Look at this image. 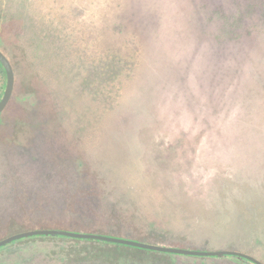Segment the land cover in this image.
I'll return each instance as SVG.
<instances>
[{"label": "rangeland", "instance_id": "374dc122", "mask_svg": "<svg viewBox=\"0 0 264 264\" xmlns=\"http://www.w3.org/2000/svg\"><path fill=\"white\" fill-rule=\"evenodd\" d=\"M2 2L0 49L11 62L15 84L0 114V237L36 227L163 233L189 245L241 249L264 262V194L262 202L244 194L264 186V8L258 2ZM6 16L20 18L25 40L41 42L43 76L72 108L61 123L69 133L80 123L84 128L75 143L83 156L77 161L82 167L84 160L89 163L97 179L92 183L107 197L103 201L117 202L123 213L51 211L45 226L29 214L16 217L13 205L24 198L19 192L26 184L20 179L39 186L38 169L64 154L50 117L49 102L58 93L32 78L14 36L18 22ZM49 21L68 29L70 48L63 49L58 32L49 33ZM243 32L253 35L251 45L216 53L220 39ZM102 58L120 66V77L107 89L99 74ZM4 85L0 65V97ZM75 242L90 241L22 239L2 249L0 264L7 252H18L19 264L22 256H28L27 264H51L71 249L65 244ZM112 257L130 259L124 253ZM99 259L105 264L108 255L100 252Z\"/></svg>", "mask_w": 264, "mask_h": 264}, {"label": "trees", "instance_id": "16d2710c", "mask_svg": "<svg viewBox=\"0 0 264 264\" xmlns=\"http://www.w3.org/2000/svg\"><path fill=\"white\" fill-rule=\"evenodd\" d=\"M241 2L247 0H240ZM258 2L262 8H264V0H255ZM3 4L2 0H0V5ZM1 8V6H0ZM0 12L5 13L4 10H0ZM10 23L14 20L18 22L15 24V38L18 40V44H20V48L25 52L28 58V65L32 70V78L35 80L37 84L44 87L45 89L51 86L52 92L51 94H57L55 100H50V109H51V127L56 130L60 137L58 139L60 144V149H62V153L64 154L62 159H58V161L54 162L51 160L47 161L42 169H38L39 175V186L33 184L32 181H26L20 179V182L26 183L24 189L19 192L21 193L20 200H18L16 205H13L14 212L19 220L24 218L25 214L32 215L34 221L37 226L43 225L45 223L49 224L48 219L50 218L51 211L52 212H60L61 214L70 216L78 212H90V213H123L122 208L116 202L109 203L106 198H103L104 192H101V189L92 182H97L96 173L91 171L89 163L84 160L83 167L77 161V159H83L81 156V150L78 149L75 145L76 140L79 138L81 131H83V126H77V129L74 133H69L67 129L62 125L61 120L67 116V114H71V105L69 101L66 99L62 104V91L60 89H56L53 86L51 79L48 76H43L42 68V58L41 55V42L36 41L34 39L25 40V35L23 33V24L19 19L9 16L5 17ZM49 33L54 34L57 33L59 36L60 44L63 49L67 50L69 47V37L68 32L65 28L60 29L58 25H55L54 21H49ZM245 31V30H244ZM251 32V31H248ZM23 33V37H22ZM245 33V34H243ZM236 33L234 36H229L225 39H220V43L217 46L216 53L222 55L228 51H241V49L247 48L248 45H251L253 35L251 33ZM70 48V47H69ZM242 52V51H241ZM99 72L102 77V82L105 84V89H107L108 83L110 81L115 82L118 80L120 75L118 74V68L120 66L117 61L110 60L105 61L100 59L98 60ZM102 66V67H101ZM64 82V81H63ZM100 112H103V106L98 105ZM80 122V119L77 118ZM56 134V133H55ZM63 144V147L61 146ZM15 173L16 170L14 171ZM76 176V177H75ZM76 179V183L73 180ZM48 182V185L45 184ZM31 183V184H30ZM55 183V184H54ZM37 184V182H35ZM255 190H249L244 192L245 196L250 198L249 201H259L262 202L263 199V191L264 186L256 185ZM78 192V193H77ZM243 193V192H242ZM92 196H95L94 198ZM93 198V199H92ZM97 198L99 200H97ZM96 199V200H95ZM264 209V206H263ZM50 214V215H49ZM60 214V215H61ZM260 219H256V221ZM256 222L255 225L261 227V225ZM37 228V227H36ZM264 230V225H263ZM72 240V239H68Z\"/></svg>", "mask_w": 264, "mask_h": 264}, {"label": "flooded vegetation", "instance_id": "af4514ba", "mask_svg": "<svg viewBox=\"0 0 264 264\" xmlns=\"http://www.w3.org/2000/svg\"><path fill=\"white\" fill-rule=\"evenodd\" d=\"M95 233H99V232H95ZM101 233H104V232H101ZM104 234H107V233H104ZM116 236H123L126 238H132V239H137L140 241H146V242H150L154 244H161V245H167V246H176V247L191 248V249H210V248H206V246L189 245L185 241L184 238L182 240L181 238H177L173 236L171 237V235H167L163 233L162 234L160 233L158 235L156 233L154 234V233L148 232L147 234H143L142 236H140V234L116 235ZM39 237L40 238H53L52 236H34L33 238H39ZM59 238L61 240L62 239H65V240L72 239L75 241H90V242L88 243L75 242V243L65 244L66 246L69 245L68 247L71 249L66 252L63 259H59L51 264H103L102 261L99 259L100 252L106 253L108 255V259L109 257L112 258L109 260L106 259L107 261L105 262V264H208V261L213 263L215 260L221 261L223 259L224 260L229 259L231 261H235L240 264H251L246 259H239L235 257L234 258H229V257L221 258V257L191 256V255H184V254L161 252V251H156V250H151V249H146V248H139V247H134V246L125 245V244H123V246H114V245L108 244L109 242L97 241L94 239H77V238L64 237V236H59ZM24 239H27V238H24ZM17 241H13L1 247L0 252L2 251V249H5V247L10 246L16 243ZM114 244L117 245V243H114ZM104 246L109 249L107 251L102 250V249L101 251H99L100 248ZM74 247H78V248H74ZM79 247H83L85 249L79 248ZM211 249H230V248H211ZM65 250L66 249L64 248L63 251L65 252ZM231 250H237V251L244 252L241 249H236V248H233ZM121 253L129 255L130 259L124 260L122 262L115 261L112 256L116 254H121ZM8 254L10 255L7 258H4V261H5L4 264H19L20 263V261L16 258L18 252L12 253V254L7 252L6 256ZM26 257L28 256L21 257V261H23L22 263L24 264L28 263ZM32 263H34L33 260L29 264H32ZM34 264H37V263H34Z\"/></svg>", "mask_w": 264, "mask_h": 264}, {"label": "water", "instance_id": "95a60500", "mask_svg": "<svg viewBox=\"0 0 264 264\" xmlns=\"http://www.w3.org/2000/svg\"><path fill=\"white\" fill-rule=\"evenodd\" d=\"M0 65L5 73V85L0 97V114L8 105L15 84V75L11 65V62L7 55L0 49ZM34 236H64L71 237L77 239H94L97 241L111 242V243H119L130 245L139 248H146L161 252L167 253H176V254H184L191 256H206V257H229V258H239L246 259L251 264H264L256 257L237 250L231 249H191V248H182L176 246H167L161 244H154L146 241H140L137 239L126 238L123 236H116L111 234L104 233H95V232H85V231H77L70 230L64 228H56V227H39V228H31L24 229L20 231L13 232L8 234L2 238H0V248L20 239L30 238Z\"/></svg>", "mask_w": 264, "mask_h": 264}, {"label": "crops", "instance_id": "0c3cea01", "mask_svg": "<svg viewBox=\"0 0 264 264\" xmlns=\"http://www.w3.org/2000/svg\"><path fill=\"white\" fill-rule=\"evenodd\" d=\"M32 264H34V263H32Z\"/></svg>", "mask_w": 264, "mask_h": 264}]
</instances>
